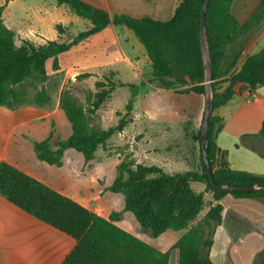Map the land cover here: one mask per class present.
Masks as SVG:
<instances>
[{"label":"trees","instance_id":"1","mask_svg":"<svg viewBox=\"0 0 264 264\" xmlns=\"http://www.w3.org/2000/svg\"><path fill=\"white\" fill-rule=\"evenodd\" d=\"M54 1L57 5L68 6L77 17L89 21L91 28L68 43L48 41L45 45L37 46L24 40L16 47L14 32L1 19L4 7H0L1 106L15 109L25 105H51L53 98L44 87L46 61L55 59L79 41L108 26L124 27L134 34L144 48L154 79L161 88L174 89L180 96L189 93L205 96L199 33L204 0H180L172 18L165 22L149 17L111 16L82 0ZM233 1L210 0L205 14L213 110L207 130L206 157L217 185L257 186L259 189L248 192L214 189L202 159L201 143L198 170L169 174L156 166L138 164L132 168L130 163L121 162L116 167L115 179L108 187L110 192L123 196L125 212H130L140 228L148 230L153 237L157 238L166 231H183L172 247L179 253V264H213L208 256L212 242L206 238V229L220 222L222 207L216 204L200 221H196L203 208L204 192H210L215 202L225 195L264 202V176L232 171L226 151H221L215 141L222 129V119L213 112L235 95L264 86V49L247 56L238 67L249 40L247 34L257 29L264 19V0L259 1L243 24H239L231 13ZM57 30L62 32L61 27H57ZM34 75H38L42 86L32 100H28L23 84ZM224 83L227 87L218 91L217 87ZM181 87L187 88L176 90ZM59 106L70 124V137L52 144L51 133L45 141L33 144L37 159L51 166H62L63 153L67 149L81 154L85 162L91 161L98 146L104 145L115 132L122 131L132 121L129 117L132 103L126 105V114L117 126L102 131L88 125L82 109L66 99L64 92L59 98ZM257 136L264 139V121ZM200 138L201 133L198 134L199 142ZM251 149L264 157L261 150H255L253 146ZM193 182L204 184L205 191L194 192L190 186ZM0 196L75 242L62 264L168 263L169 252L159 251L115 224L120 220L119 213L104 219L4 162L0 163Z\"/></svg>","mask_w":264,"mask_h":264},{"label":"crops","instance_id":"2","mask_svg":"<svg viewBox=\"0 0 264 264\" xmlns=\"http://www.w3.org/2000/svg\"><path fill=\"white\" fill-rule=\"evenodd\" d=\"M13 1L15 0H9L7 4L0 5V7H4L1 13L4 25L14 32L15 45H17L18 38L22 37L39 45L31 39L40 37L44 42H65L66 37L71 38V41L81 33L74 34L70 25H63L61 18H44L42 12L40 16L31 14L30 21L33 23L47 22L51 27L50 30L38 29L35 33L30 28L22 31L21 28L12 26L5 18L7 7ZM82 1L111 16L149 17L161 22L172 18L180 2V0ZM243 1L236 3L234 0L231 6V13L239 24H243L249 18L260 0H251L250 7H244ZM54 4L55 6L47 5L50 7L45 11L47 14L50 10L56 11L64 6L75 15L68 6L57 5L55 1ZM87 22L89 24H85L84 31L91 28L90 22ZM57 27H61L66 34L60 33ZM127 30L124 27L108 26L79 41L55 59L51 58L46 61L47 76L51 78L52 74H58L65 78L83 73H88L91 77L98 74H112L117 83L125 84L129 89H132L133 85L141 86V90L135 87L132 90L171 93L177 100H182L189 95L199 96L202 99L191 121L174 123L176 130L189 132H187V138L191 142L190 146L194 147L198 120L204 112L205 96L193 93L180 96L175 93L174 89L161 88L158 81L154 79L151 62L144 48L135 36L133 39ZM247 35L249 40L238 61V67L247 56L264 49V19L257 29H252ZM54 61H56L57 69L53 72L51 67ZM119 66L125 68L129 76L128 81L118 80L121 72ZM226 87L227 84L224 83L217 88L218 91H222ZM185 88L187 87L176 90ZM253 92L255 98L251 101L247 102L243 93L235 95L229 102L213 112L222 119V129L215 141L221 151H226V159L232 171L264 176V157L251 149V146L255 150H259L258 146L264 147V139L257 136L264 121V86ZM146 115L148 118V114ZM143 118L145 114L142 115L134 106L133 122L130 125L131 127L134 125V128L125 129V132L131 130L139 132L141 129L139 130L136 124ZM51 133L53 134L52 144L56 140L67 139L72 133L70 124L59 106L58 98L53 97L52 104L44 107L25 105L9 109L0 105V163L4 162L17 168L104 219H108L113 213H119L120 220L115 222L119 228L161 252H169L167 264H179V253L172 247L183 231H174L177 233L166 231L157 238L153 237L148 230L143 231L135 218L132 219L128 215L130 212H125L124 199L120 197L121 194L108 190L113 181L106 177L102 179V176L99 177L97 173L87 172L90 163H86L81 154L73 149L65 150L60 167L48 165L37 159L34 142L45 141ZM246 135L255 136L247 138ZM156 152L159 158L155 159L156 162L153 165L165 173H176L165 171L169 159H162L159 150ZM185 171L189 170L180 172ZM194 183L198 182L191 184ZM204 191L205 186L202 192ZM208 193L204 192V200L210 202L211 206L220 204L222 207L221 220L209 234L212 242L208 248L209 259L213 264H264V202L250 198L238 199L231 195H225L215 202L212 194L208 195ZM205 196L211 198L210 201H207ZM252 237L257 240L253 239V244H250ZM74 245L75 242L66 235L37 220L0 196V264H62Z\"/></svg>","mask_w":264,"mask_h":264},{"label":"rangeland","instance_id":"3","mask_svg":"<svg viewBox=\"0 0 264 264\" xmlns=\"http://www.w3.org/2000/svg\"><path fill=\"white\" fill-rule=\"evenodd\" d=\"M238 1L242 0H236V3ZM7 2L9 0H1L0 5L7 4ZM251 3V0L242 2L245 5L244 7H250ZM47 5L55 6L53 0H15L7 7L5 12L6 21L16 28H21L22 31L31 28L35 33H37L38 29L47 31L51 27L47 22H31L30 16L33 13L40 16L42 12L44 18H61L63 25H70L74 34L84 32L86 29L85 24H89L86 20L71 14L64 6L59 7L56 11L50 10L49 14H47L45 11L50 9ZM127 31L135 39L132 32ZM19 34L23 35L21 32ZM62 34L65 35L66 33L63 32ZM29 38L31 37L29 36ZM70 39L66 37L65 42H71ZM24 40L26 39L23 37L18 38L16 47H19ZM31 40H34L39 45H45L46 43L40 37L32 38ZM51 68L54 72L57 69V64H53ZM119 69L121 72L118 80L122 82L128 81L129 76L125 72V68L119 66ZM49 71L51 72L50 67ZM52 75L51 78L47 76L44 83L48 95L59 100L64 92L66 99L73 101L82 109L88 125L94 130H108L117 126L120 119L125 116L126 105L129 103H132V111L129 116L132 119L131 122H133L134 106L142 115L145 114V118L136 124L139 130L141 129L139 132L137 130L125 132V129L134 128V125L130 126V122L122 131L115 132L104 145L98 146L93 159L86 162L90 163V166L87 167V172L97 173L99 177L102 176V179L106 177L108 180L113 181L116 176V167L121 162L130 163L132 168H135L138 164L154 166L155 159L159 158L157 150H159L162 159H171V161H167V166L169 167L165 166L166 172L200 169L198 134L201 133L203 112L198 120V129L195 136L196 145L194 147L190 146L191 142L187 138L189 132L176 130L174 123L190 122L194 117L198 103L202 99L201 97L189 95L182 100H177L171 93L132 90L134 87L137 90H141V86L133 85V88L129 89L125 84L117 83L112 74H98L91 77L90 74L83 73L65 78L58 76V74ZM41 86L38 75L26 80L23 84V89L27 99L32 100L34 94ZM244 96L247 101L248 95L244 94ZM146 114H148V118ZM150 119L152 121H149ZM258 149L264 153L263 146H258ZM191 188L196 193L202 192L204 185L194 183L191 184ZM208 195H211V193L209 192ZM120 197L123 196L120 195ZM205 199L210 201L211 198L205 196ZM211 207L213 206L210 205V202L204 200L203 208L196 221H200ZM128 215L134 219L132 214L128 213ZM214 226L215 224H212L206 229L207 239H209V234ZM170 233L177 232L170 231ZM253 239L257 240V238L252 237L250 244H253Z\"/></svg>","mask_w":264,"mask_h":264},{"label":"water","instance_id":"4","mask_svg":"<svg viewBox=\"0 0 264 264\" xmlns=\"http://www.w3.org/2000/svg\"><path fill=\"white\" fill-rule=\"evenodd\" d=\"M210 0H204L201 15H200V25H199V33H200V41H201V49H202V57L204 63V86H205V106L203 112V119L201 123V139L200 143L203 146L202 159L204 161L210 183L214 189L217 190H227L230 192H248L259 189L257 186H247V187H232L229 185L221 186L217 185L214 182L209 163L206 157V148L208 145L207 139V130L209 126L210 117L212 115V89H211V66L209 59V49L207 43V35H206V26H205V14L209 5ZM264 188V186H263Z\"/></svg>","mask_w":264,"mask_h":264},{"label":"built area","instance_id":"5","mask_svg":"<svg viewBox=\"0 0 264 264\" xmlns=\"http://www.w3.org/2000/svg\"><path fill=\"white\" fill-rule=\"evenodd\" d=\"M244 94L248 95V102L255 98V94L253 91H246V93Z\"/></svg>","mask_w":264,"mask_h":264}]
</instances>
